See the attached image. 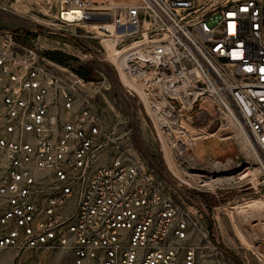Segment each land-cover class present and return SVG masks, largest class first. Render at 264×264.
I'll use <instances>...</instances> for the list:
<instances>
[{
    "label": "built area",
    "instance_id": "obj_1",
    "mask_svg": "<svg viewBox=\"0 0 264 264\" xmlns=\"http://www.w3.org/2000/svg\"><path fill=\"white\" fill-rule=\"evenodd\" d=\"M77 11L70 25L93 21L102 40L114 38L125 94L179 167L194 169L195 141L212 135L202 132L210 103L241 122L264 170V0H57L60 22ZM230 166L216 161L212 173ZM204 211L178 201L129 130L106 122L93 88L0 29V254L68 248L72 264H230Z\"/></svg>",
    "mask_w": 264,
    "mask_h": 264
},
{
    "label": "rangeland",
    "instance_id": "obj_2",
    "mask_svg": "<svg viewBox=\"0 0 264 264\" xmlns=\"http://www.w3.org/2000/svg\"><path fill=\"white\" fill-rule=\"evenodd\" d=\"M0 29L24 32V45L37 50L51 68L66 77L93 84L97 104L106 122L115 125L117 131L129 130L132 145L174 197L178 201L184 199L204 205L206 217L212 220V236L222 246L224 258L230 264H264V239L256 240L252 232L264 230V226L259 229L242 219V212L256 204L263 205L264 209V170L250 149L254 146L248 134L250 144L244 143L237 125L230 118L206 103L205 115L213 122L204 126L202 132L212 135L195 141V168L187 171L178 166L182 158L174 157L166 142L160 143L153 135L142 104L125 94L110 60L112 52L119 47L117 44L111 47L93 26L61 23L57 0H0ZM162 145L166 147V154ZM216 161L230 162V170L212 173V164ZM244 167L254 173L214 187L196 185L185 175L188 172L212 177L236 176ZM179 182L189 185L181 190ZM0 264H72V259L68 248H40L18 255L1 253Z\"/></svg>",
    "mask_w": 264,
    "mask_h": 264
},
{
    "label": "bare ground",
    "instance_id": "obj_3",
    "mask_svg": "<svg viewBox=\"0 0 264 264\" xmlns=\"http://www.w3.org/2000/svg\"><path fill=\"white\" fill-rule=\"evenodd\" d=\"M80 15H81V12H79V11L75 12L73 15L71 13H67L65 15V17H66L68 22H65V23L63 22V23L65 25H67V26H70L69 22H72L75 19V17H77L79 19ZM94 24H95V22H93V21L82 20L80 26H83V27L84 26H87V27L89 26V27H91ZM85 32H88V30H85ZM106 41H107V44H109L111 47L113 46V44L115 42L114 38L110 39V40H106ZM75 80L79 84V86H81V87L93 88V84L91 82H84L81 79H75ZM234 123L237 125V127H238L237 129L242 134L244 143H246V144L249 143L250 144L248 136H247V133H246L243 125L240 124L237 121L234 122ZM250 149H252V151H254L255 155L258 156V153L254 149V147H252V148L250 147ZM253 173L254 172H252L248 167H244L243 169H241L238 172V174L236 176L231 174V175H223V176L221 175V176H217V177H212V176H209V175H206V174H199L198 173V174L189 175V177H190L189 180L191 182L196 183V185L214 187V186H216L218 184H221L223 182L234 181L236 179H244V178L248 177L249 175H251ZM256 207H258V208H256ZM242 213H241L242 214V219L244 221L251 222L250 226L254 225L255 227H259V229H261V226L262 227L264 226V209H263V205L256 204L254 208L248 209V210H244V212H242ZM252 232L255 235V237H256L255 239L256 240H263L264 239V230L257 231V229H254Z\"/></svg>",
    "mask_w": 264,
    "mask_h": 264
},
{
    "label": "trees",
    "instance_id": "obj_4",
    "mask_svg": "<svg viewBox=\"0 0 264 264\" xmlns=\"http://www.w3.org/2000/svg\"><path fill=\"white\" fill-rule=\"evenodd\" d=\"M14 34H15V36H17L19 38H22L25 35L24 32H14ZM208 226H209L210 235L212 236V220L211 219H208Z\"/></svg>",
    "mask_w": 264,
    "mask_h": 264
},
{
    "label": "water",
    "instance_id": "obj_5",
    "mask_svg": "<svg viewBox=\"0 0 264 264\" xmlns=\"http://www.w3.org/2000/svg\"><path fill=\"white\" fill-rule=\"evenodd\" d=\"M100 18H102V17H100Z\"/></svg>",
    "mask_w": 264,
    "mask_h": 264
}]
</instances>
